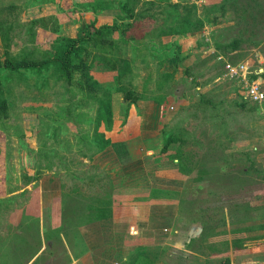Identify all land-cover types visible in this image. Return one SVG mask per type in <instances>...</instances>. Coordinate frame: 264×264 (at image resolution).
Listing matches in <instances>:
<instances>
[{"label":"rangeland","instance_id":"rangeland-1","mask_svg":"<svg viewBox=\"0 0 264 264\" xmlns=\"http://www.w3.org/2000/svg\"><path fill=\"white\" fill-rule=\"evenodd\" d=\"M93 1L0 0V21L4 25L0 62L6 55L40 59L51 49L56 34L78 35L91 22L97 28L110 26L115 19L124 21L120 17L126 13L117 7L118 0H106L112 9L102 13L83 6ZM129 7L133 14H141V22L134 25V16L125 20L132 22L125 32L128 43L122 41L121 31L104 29L93 38L101 39L97 49L93 41L87 45L91 53L97 50L103 55L104 62L97 67L102 74L100 84L113 89V116L123 118L116 124L113 119L110 130L104 124L100 126L99 131L114 141L91 159L78 154L84 148L78 138L82 134L92 136L96 98L102 97V92L92 97L80 89L75 84L78 74L71 84L50 73L45 80L35 75L1 79L0 101L5 100L7 107L0 111V198L14 200L0 205V254L6 253L11 264H72L77 253H86L89 233L93 240L96 238L95 232L88 231L89 225L78 227L61 243L48 247L42 235H34L23 224L24 213L20 215L26 205L36 203L37 223L55 228L61 221V194L69 192L74 184L79 187L77 194L86 196L102 191L101 187L108 188V180L113 185L112 196L120 192L116 189L124 186L120 184L124 181L141 195L147 193L141 189L152 188L155 195L151 200L161 201L162 193L170 194L164 197L177 204L162 209L163 224L157 227H172L167 229L174 239L150 246L157 253L155 257L159 254L158 260H162L157 264H196L197 255L210 264L217 243L211 242V235L201 237L202 219L219 206L228 217L222 228L243 224L229 216L235 203L248 204L252 210L249 226L264 223V101L239 102L244 78L256 80L264 91V0H131ZM184 14L192 20H203V26L186 37L170 33L167 27ZM141 32L143 37L135 41L134 49L132 37ZM232 40L239 41L238 48L227 46ZM153 44L156 47H151ZM173 44L180 45V53L185 56L180 63L166 54ZM122 59L129 61V70L120 73ZM126 90L132 91L128 107ZM158 97L165 98L162 108L154 101ZM202 99L209 102L204 104ZM54 129L57 136L50 138L49 132ZM171 135L185 139L179 146L170 145L167 152L178 149L179 154L174 153L178 159L165 153L164 157L156 156ZM128 138L136 139H129L126 147ZM133 147L137 148L134 161H129ZM50 148L58 149L60 159H51V168H40L38 179L24 185L23 173L33 175L36 164L45 165L38 150ZM245 153H249L253 165ZM73 171L84 179L74 178ZM97 174L101 177L98 185L96 179H88ZM208 189L213 196L206 194ZM200 207L204 212L199 213ZM14 233L24 237L23 243ZM75 233L80 237L74 242ZM36 238L40 239L39 249L33 256L35 251L26 253L25 246L35 243Z\"/></svg>","mask_w":264,"mask_h":264},{"label":"trees","instance_id":"trees-1","mask_svg":"<svg viewBox=\"0 0 264 264\" xmlns=\"http://www.w3.org/2000/svg\"><path fill=\"white\" fill-rule=\"evenodd\" d=\"M159 1H168V0H159ZM131 0H118L117 7L124 11L126 13L125 16L120 17L121 19H124L123 22L118 23L117 19L114 20L113 24L108 25H102L99 27H94V22H91L87 26L86 30H80L78 35L73 36H61L59 34H56L54 37V40L51 44V49L40 59H27V58H19L14 59L10 56L6 55V57L0 62V85L2 83L1 79L4 78L6 80L13 79V75H18L24 77V79H28L30 75H35L38 79L45 80L47 75L50 73L52 76H56L59 79L65 80L68 84L73 83L74 77L76 74L79 75L78 80L76 81V85L82 89L88 92L89 95L92 97H96V95L99 92L103 93L102 97L96 98L97 101V108H96V115L94 118V129L92 136H89L87 134H82L81 137L78 138L80 142H83L82 145L84 148L79 149L78 154L84 156V157H91L93 154H97L100 152H103L105 148H107L111 141L109 138L105 137V134L101 131H99V128L102 124H104V127L106 130H110L113 124V113H112V103H111V92L113 89L111 87L102 88L101 82L102 79L100 78L101 72L97 69V67L102 63L103 55L99 52H93L91 53L87 45L93 41V38L97 36V34L102 33L104 29H111V30H119L122 33H124L122 41L128 43V39L125 36V32L129 31V29L132 26V22H126L125 20L128 18H132L134 16V25L137 22H141V14H133V11L130 9L129 4ZM109 3L106 0H94L93 2H89L86 4H83L86 8H92L91 11H96L102 13L104 10L112 9ZM175 8L176 5H173ZM195 8V7H194ZM177 10L173 9L175 12ZM204 22L203 20L196 18L192 20L188 14H184L183 16L179 17L175 20V23L172 26L167 27L169 29L170 33L176 34L177 36L186 37L191 32H194L198 29H200L203 26ZM108 26V27H107ZM1 27H4L3 23L0 21V33L3 32V29ZM6 27V26H5ZM164 30V29H163ZM164 32H166L164 30ZM57 33V31H55ZM6 35V30L4 32V35ZM132 37V36H131ZM143 34L142 32L139 33L137 36H133L134 38V49L137 48V41L139 38H142ZM101 39H99L100 41ZM96 39L93 41L94 45L96 44V49L98 46V42ZM156 43V42H155ZM175 45V44H173ZM156 47L155 44H153L151 47ZM230 49H236L239 47V41L238 40H232L227 45ZM155 53L158 51L156 48H151ZM180 45H175L172 47L170 51L166 50V54L175 60L176 63H180L182 61V58L185 56H182L180 53ZM6 54V53H5ZM109 54V53H108ZM92 56L91 60L88 61L87 57ZM110 56V54H109ZM111 57L115 58V54H112ZM94 59H97L96 62H94ZM122 69L119 70V72L128 71L129 70V61L127 59H122ZM99 75V76H98ZM256 75H252V77H255ZM262 77L264 78V71L262 72ZM111 89V90H110ZM132 96V91L126 90L125 91V98L124 101L128 104H130L131 99L129 97ZM239 102L241 105H244L246 100L243 99L242 96H240ZM134 95V99H136ZM163 99L165 98H155L154 101L157 103V105L162 108L163 105ZM204 104H207L209 100L202 99ZM238 101V100H236ZM135 102V101H134ZM6 101L1 100L0 101V111L6 110ZM257 108V106H256ZM50 133V138H55L57 136L56 129L52 130ZM185 141L184 138H182L180 135H171L168 140L165 139L163 146L161 148V154H156L158 157H164L165 154H169V157H175L178 159L179 150H175L173 152H169L170 145H180ZM120 147L124 148V144L120 143ZM63 149V147H62ZM64 150V149H63ZM86 151H90L89 153ZM42 152V153H40ZM165 153V154H164ZM38 154L41 158H44L45 165H38L37 172L33 175H28L27 173L22 174V182L24 185L29 184L30 182L37 180L39 177V174L41 172L42 167L44 168H51V166L54 164V162L51 159L58 158L60 159L58 149L50 148L48 150H38ZM164 154V155H162ZM245 158L251 162V165L254 164L253 159H251L249 153L244 154ZM180 165V163H179ZM63 167L68 168L66 164L63 165ZM183 168V165H180V169ZM74 178L78 177L75 172L73 171L71 174ZM108 178V177H107ZM78 179H84V177H78ZM88 179H96L97 185L100 184L99 180L101 179L100 175L97 174V176H89ZM62 185V184H61ZM108 188L101 187L102 191L96 192L92 196H86L82 194H77V191H79V187L74 184L73 188H70L69 192H63L60 197V211H61V221L60 224L56 226L55 228L47 227L41 223H37L36 217H38L39 214H36L37 210V204L31 203L30 205H26L25 210L21 211L20 215L23 214L24 218V225L27 226L28 229H32L34 235H42L45 238L46 246L51 247L54 243H61L63 240V237L67 238L68 233H71L73 230L76 231L78 227L88 224L90 222H93L94 220H101L105 218H109L112 215V204H113V197H112V183L110 180L107 181ZM110 186V187H109ZM111 190V191H110ZM210 190V189H208ZM24 191V190H23ZM197 191V190H196ZM199 192V191H197ZM207 195L213 196L212 190L207 191ZM216 196V194H215ZM14 200V197H7L5 200L3 198H0V205L2 201H10L12 202ZM191 200H189L190 202ZM203 201V199H202ZM184 204L187 202V200L183 201ZM215 209V208H214ZM231 212H229V216L231 218H235L238 221H246L249 219V213H251V209L248 206V204H241L238 205V203H235L231 208ZM199 213L204 212L203 208H198ZM206 219H202V232L203 235L209 236L212 233V229H215L216 227H220L221 223L225 221L228 217L226 216L225 210L221 209L219 206L217 209L213 210L211 212V215L204 216ZM203 217V218H204ZM215 220V222H214ZM216 224V227H213V224ZM225 223V222H224ZM223 225V224H222ZM209 229V230H208ZM15 239L18 242L23 243L24 237L22 235L19 236V233H14ZM204 236V237H205ZM80 237L79 234L75 233L73 234L74 242L78 240ZM72 239V241H73ZM39 238H36L35 243H28L26 248V253H29L31 251L37 252L39 249L38 241ZM241 240V239H239ZM44 241V240H43ZM49 241V242H48ZM20 247V244L17 245V249ZM22 244V248H23ZM146 253V252H142ZM10 254V253H9ZM79 255V253L76 254V257ZM10 257L6 253L0 254V264H11L10 263ZM225 263H227V260H225Z\"/></svg>","mask_w":264,"mask_h":264},{"label":"crops","instance_id":"crops-1","mask_svg":"<svg viewBox=\"0 0 264 264\" xmlns=\"http://www.w3.org/2000/svg\"><path fill=\"white\" fill-rule=\"evenodd\" d=\"M113 119L116 124L122 122L123 118L113 116ZM129 139L125 141L126 147L130 144ZM135 139H130V141ZM110 140L114 141L112 137ZM135 149L133 147L130 150L132 154ZM149 158L146 159L148 162ZM129 161H134V154ZM133 164L131 167H134ZM120 184L124 186L117 188L116 190L120 192L112 196V215L109 218L84 225H89L88 231L95 232L93 237L96 238L93 240L89 233L86 253L77 256L72 264H157L158 261H162L160 258L158 260L159 254L155 257L157 253L152 252L150 246H159L172 241L173 236L168 235V229L172 227L160 229L157 226L163 224L162 209H168V205L177 203L167 198L170 195L168 193L161 194L167 196H161V201L151 200L153 197L151 195H155L152 188L151 191L141 189L147 192L141 195L134 191V186H129L131 183L124 181ZM248 221L249 219L243 221V224L238 227L228 224L225 228L212 229L211 242L217 243V250L214 249L211 254L210 264H264V242L260 241L264 240V223L252 227L249 226ZM161 230L165 233L164 235ZM220 242L224 243L223 246H218ZM142 252L146 253L142 254ZM200 256L197 255L196 264H207L208 262L201 260Z\"/></svg>","mask_w":264,"mask_h":264},{"label":"built area","instance_id":"built-area-1","mask_svg":"<svg viewBox=\"0 0 264 264\" xmlns=\"http://www.w3.org/2000/svg\"><path fill=\"white\" fill-rule=\"evenodd\" d=\"M243 99L256 104H262L264 101V91L258 86L256 80H250L248 78L243 79ZM262 111L264 112V105H262Z\"/></svg>","mask_w":264,"mask_h":264}]
</instances>
